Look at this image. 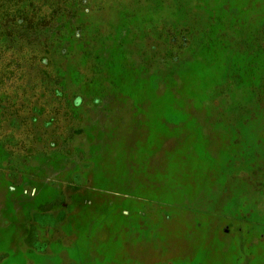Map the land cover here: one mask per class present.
Returning <instances> with one entry per match:
<instances>
[{"label": "rangeland", "instance_id": "obj_1", "mask_svg": "<svg viewBox=\"0 0 264 264\" xmlns=\"http://www.w3.org/2000/svg\"><path fill=\"white\" fill-rule=\"evenodd\" d=\"M0 264H264V0H0Z\"/></svg>", "mask_w": 264, "mask_h": 264}, {"label": "crops", "instance_id": "obj_2", "mask_svg": "<svg viewBox=\"0 0 264 264\" xmlns=\"http://www.w3.org/2000/svg\"><path fill=\"white\" fill-rule=\"evenodd\" d=\"M75 185H76V184H72L70 187L73 188V187H75ZM58 214H59V213L41 214V216H40L41 218H40V219H43V218L46 219L47 217H50V216H51V217H56V215H58ZM47 225H48V223H47Z\"/></svg>", "mask_w": 264, "mask_h": 264}, {"label": "trees", "instance_id": "obj_3", "mask_svg": "<svg viewBox=\"0 0 264 264\" xmlns=\"http://www.w3.org/2000/svg\"><path fill=\"white\" fill-rule=\"evenodd\" d=\"M34 17V15L32 14L31 18ZM33 19V18H32Z\"/></svg>", "mask_w": 264, "mask_h": 264}]
</instances>
